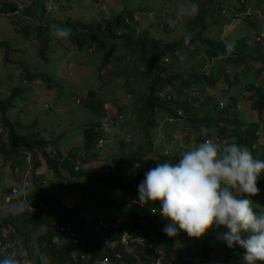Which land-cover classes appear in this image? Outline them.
<instances>
[{
  "label": "trees",
  "instance_id": "obj_1",
  "mask_svg": "<svg viewBox=\"0 0 264 264\" xmlns=\"http://www.w3.org/2000/svg\"><path fill=\"white\" fill-rule=\"evenodd\" d=\"M152 1H131L126 3L127 5L125 4L122 9L118 4H115V7L121 9V11L115 16L116 22H114V25L107 24L105 27H102L100 23L83 24L81 21L78 23L68 22L67 20L66 22L57 21L54 16L45 19L48 11L44 7V0H32L29 6L24 7L15 2L11 4L9 1H0V4H2L0 9L12 12L17 10L14 16H20L21 18L19 21L14 22V25L17 31L23 33L24 39L28 38L29 34H35V39L42 45L41 48L37 49V53L44 60H46L44 42H40V36H43L41 27H45L49 31L51 25L54 28H66L69 25L72 26L73 23L79 28H70L68 39H70L72 45L80 52L91 50V52L98 54L101 59V66L110 65L113 67L107 72L110 77L119 79L121 83H126L127 80L134 83L133 73L130 75L127 72L121 75L123 69L120 68L125 55L136 58L138 64L136 70L139 76L150 77L148 99L145 100L143 108L138 112L136 118L142 125V133L145 135L146 141L140 142L134 150L121 151L120 153L115 146L102 147L106 156L104 167L111 170V175L108 176L102 169L99 172V179H96V181L106 183L110 188V193L103 202V206L106 208L108 205L110 207L114 206L118 210L117 216L120 220L116 222L122 226L121 228L118 226L115 232L111 231V227L106 229L98 226L88 228V224L78 210L72 212V207L64 204L55 193L42 188L41 183H38L35 178V167H37L38 162L34 160V163L28 168L25 156L27 151H33L36 147L43 148L45 145L44 140L23 134V131L19 132V129L14 128L8 122L7 117L3 115L1 120L9 125L7 131L0 134V139L2 137L0 150L4 156V161H9L8 166L13 173H10V177L5 182L0 183V206L3 207V211L5 210V213L0 214V229L6 228L9 232L18 233L21 236L19 245H22L25 250L24 254L22 252L18 254L17 251H21L20 249L5 248L2 250L0 248V259L12 256L18 264H97L107 257L109 264H149L144 257L147 253L155 264L159 258L156 248L162 247L166 254L173 253L175 258L171 261L161 258L160 264H168V262L170 264H242V253L245 250L240 246L227 247L218 235V233L226 231L224 226L211 228L206 234L198 238L189 237L186 232L180 231L176 236H181V243L177 248L174 247L176 236L169 237L161 229V226L163 228L168 220L158 212L159 201H147L139 207L137 186L143 179L144 173L149 168L154 167L157 162L165 160L175 162L182 152L192 148L191 144H187L190 145L188 148L179 147L176 154H172V151L167 154L166 149L161 145L157 153L153 152L155 144L151 139L152 133L149 128L156 125L155 109L158 108L163 110L164 113L167 112V115L173 118L172 126L168 128L171 132L164 131L167 132V139L170 141L173 140L171 135L173 129L179 127L177 124L179 122H176L177 118H181L184 113H187V123L189 124L182 128L186 133L183 136L184 142L191 143L190 139L196 135L195 142H193L195 147L206 138L214 137L213 130L216 129L217 138L220 140L226 139L224 144L236 143L242 145L251 152L254 158L264 160V145L261 150L258 147V131L259 129L264 131V86L257 82L255 84L256 94L252 98L249 94L246 95L247 100H252L250 102L252 103L250 112L246 113H242L237 109L238 100L242 97L240 93L230 97L227 100L226 107L221 108L219 106L221 100L215 98L211 93L207 94L205 90L206 87H214L216 82L219 85L218 89L223 90L220 84L224 81L227 84L226 90L230 92L231 85L228 82L237 80L238 75H236V72L242 70L245 75H248L264 71V53L259 50L264 41V30L260 31L258 24L247 20L248 24L254 27L256 39L253 42L250 33L245 34L239 40L238 36L240 34H234L235 32L231 30L221 37L222 27L224 28V25L230 24L235 13L244 9L252 0H227L225 8V2L221 0H182L181 7L184 8L183 10L188 13L191 10H194V12L188 14V17L182 23L184 34L180 38H175V36H171L174 32L172 29H178L179 26L174 20L176 15L174 10L164 5V1ZM260 2L263 4L264 0H260ZM38 6L40 11L37 10ZM161 6L165 7H163V11L160 9ZM121 27L127 30L123 34L116 31ZM6 42L8 41H3L1 44L5 46ZM150 43L151 48L147 49L146 47ZM197 43H200V45L202 43L206 47V55L210 58L219 56L223 58L218 59L219 63H229L234 74L230 70H223L220 66L219 69L211 66L206 70L202 69L201 65L195 72L189 69L185 70L187 76H184L185 74L178 68V61L176 64H171V61H160L168 53H171L172 58H174L173 52L176 45L180 46L179 51L184 53L186 58L194 55ZM171 44L174 45L172 50L169 48ZM4 59V61L11 60L8 58L7 48ZM118 59L120 60V68L116 69ZM11 61L18 62V60ZM142 64L145 66V70L141 69L140 71L139 68ZM19 66L22 68L21 64ZM216 70H218L217 73ZM97 72V78L106 82L103 80V70L98 68ZM36 74H39V72L34 74L27 72L29 78H33ZM58 77L61 76L47 74L40 78V81L45 82L49 88H52V86L57 88V97L61 95L63 90V83L60 84L56 81ZM168 84H172L171 94L167 93L166 86ZM196 86H198L199 92L193 93L192 90ZM70 88L71 90L73 88L71 84ZM13 91L18 92L20 88L14 87ZM156 91L160 92L164 99L157 97ZM89 92L91 102L94 104L93 99L96 96L94 90L91 89ZM101 93L97 92L98 95ZM14 95V93L11 94L5 101L0 100L3 113L11 106ZM73 98L75 99V97ZM109 105V102H106L104 107V102L100 104L99 100L96 101V113L104 119L90 122L82 128L87 144L86 148H92L94 142L96 145L97 138H102L108 131L103 122L114 125L111 129L114 134L118 132L119 116L112 115L110 117V114H105L109 109ZM120 105L123 114L124 111H127L128 114L129 111L131 113L128 107L131 102H129V105ZM194 132L196 134H193ZM3 136L5 137L4 141ZM122 140L123 144L127 143L124 138ZM131 144L130 142L126 145L130 147ZM82 154L84 153H81L79 148L71 150V157ZM111 156L113 157L111 158ZM18 158L20 161H18ZM143 158L145 161L142 162V165L135 167V161L141 162ZM61 164L67 166L69 172L67 183L74 184V178H78L82 174L74 171L73 163L70 161ZM29 172L34 177L30 188L27 189V207H25L20 204L21 199L24 200L22 196L23 184L14 179V174L22 179ZM56 173L59 177L63 176L60 166H57ZM257 186L260 191L255 195L261 194L264 198V170H261ZM237 194L239 193L237 192ZM39 197L43 200L47 210L44 217L40 215V212H35L39 206L37 200ZM67 200L69 205L74 203L71 197H67ZM57 222L72 227L74 236L71 240H68L65 235L66 232L55 228ZM157 222H160L159 228ZM143 225L150 227H143ZM148 231H152V233L148 234ZM28 232L37 233L38 245L42 251L48 253L44 256L45 260L40 254L32 253L27 247L28 241L24 237ZM111 234L114 237L113 243H111ZM124 234L127 235V240H123ZM75 237L79 238L78 244L75 248H71ZM16 239L12 234L10 240L15 242ZM67 241L68 245L62 244ZM145 244L146 246H144ZM142 249L144 250L143 254ZM260 264H264V262H260Z\"/></svg>",
  "mask_w": 264,
  "mask_h": 264
},
{
  "label": "rangeland",
  "instance_id": "obj_2",
  "mask_svg": "<svg viewBox=\"0 0 264 264\" xmlns=\"http://www.w3.org/2000/svg\"><path fill=\"white\" fill-rule=\"evenodd\" d=\"M0 1H9L11 4L12 2L19 3L21 7L29 6L32 2V0ZM131 1L142 2L143 0H44V7L48 11L45 19L54 16L57 18V21L62 20L66 22L67 20L68 22L71 21L74 23L81 21L83 24L100 23L102 27H105L107 24L114 25V22H116L115 16L117 13L121 11L122 7L126 3ZM150 1L151 0H149V2ZM156 1H164V5L169 7L171 10H174V13L176 14L174 20L178 24L179 28L172 29L174 32H172L171 36L180 38L184 34L182 31V23L188 17V14H192L194 10H191L189 13L185 12V10H183L184 8L181 7L182 0ZM221 1L225 2V8L227 5V0ZM115 4H118L121 9L115 7ZM0 5L2 6V4ZM163 7L164 6H161L160 8L162 11L165 8ZM37 10L40 11L39 6L37 7ZM20 18V16H14L13 12L10 10L7 11L0 9V100L5 101L9 98V96H11V94H15L12 101L13 106L9 107L5 111L8 122L11 123L14 128H19L20 131H23V133L26 132L32 136L36 133V131L42 130L45 133L51 132L54 135H57L59 132H66V134L71 133V138L77 142H81L84 137L82 128H84V126L90 122L104 119V117L96 113V101L99 100L100 104L104 102V107L106 102H109V109L105 114H110V117L112 115H117L118 112L122 114V107L120 104L129 105V102H131L132 105L128 107L132 112V116L128 115V113H125L123 122L120 121V119L122 120V117H119V130L116 132L114 138L110 140V144H107L106 146H115L119 149L118 151L120 153L121 151H127L128 148H136L140 142L146 141V137L142 133V125L138 123L136 118L138 112L141 110L139 104L144 101V92L141 91H146L145 87L147 85V79L144 76L138 75L136 70L138 64L135 57H127L125 55V57L122 59L123 61L121 68L120 60L118 59V65L116 69H123V73L121 75L127 72L130 75L133 73L134 83H131L130 80H127L126 83H121L119 79L110 77V75L107 74V72H109V70L113 67L110 65L101 66V59L99 58L98 54L91 52V50H85L83 52L76 50L72 45V42H70V39H68L69 35L66 37H58L55 34L56 28L52 27L51 25L49 31H47L45 27H41V30H43V36H40V42H44V55L46 57V60H44V58L37 53V49L41 48L42 45L35 39V34H29L28 38L24 39L23 33L17 31L14 22L19 21ZM247 20L249 22L258 24L260 31L264 30V3L262 4L260 0H252L244 9L240 10L238 13H235V16L231 18L230 24H228L230 26L224 25V28L222 27L221 37L231 30L235 32L234 34H240L238 36L239 40L245 34L250 33L251 41L253 42L256 39L254 27L249 25ZM72 27L74 29V27L78 26L72 23V26L69 25L66 28L70 29ZM116 31L119 34H123L127 30L126 28L121 27ZM3 41H8L5 43V46L1 44ZM170 46L171 47L169 48L172 50L174 45L171 44ZM179 47V45H176L175 52L180 50ZM6 48L8 49V58L14 61L18 60L17 63L11 60L4 61ZM146 48L150 49L151 43L148 44ZM196 48L195 54L187 58L184 56V53L183 55L178 54L176 57L174 56V58H172L171 53H168L162 59H160V61H171V64H176L178 61V68L182 70L183 74H185L184 76H187L185 70L189 69L192 72H195L200 68L201 65L202 69L206 70L211 66H215L219 69L220 66L223 70H230L232 74H234V71H232L233 69H231L229 63H219L218 59L223 58L219 56L210 58L207 56L205 51L206 47L202 43L201 45L200 43H197ZM259 50L261 53H264V41ZM19 64H21L22 68L19 66ZM98 68L99 70L100 68L103 70L105 78H103V80L106 82H103L101 79L97 78ZM141 69H145L143 64L139 70L141 71ZM167 69L171 70L170 68ZM27 72H31L33 74L35 72H39V74L34 75L33 78H29L27 76ZM217 72L218 70H216V73ZM216 73L214 74L215 76ZM47 74H56L57 76L62 77L56 78L57 82L60 84L63 83V90L59 97L56 96L57 88L55 86L49 88L45 82L40 81V78L46 76ZM236 75H238L237 80H230L228 82L231 85L230 92L226 90L227 84L222 81L220 86L223 90L218 89L219 85L216 82L214 87L205 88L206 93H211L215 98L220 99L221 108L226 107L227 100L230 97L240 93L242 97L238 100L237 109L242 113L250 112V106L252 104L250 102L252 100H247L246 95L249 94L250 98H252V96L256 94L257 90L255 89V84L257 82L264 86V71L245 75L244 71L240 70L239 72H236ZM232 78H234V76H232ZM70 84L73 86L72 90L70 88ZM171 85L172 84H168L166 86V89H168V92L170 93ZM14 87L20 88V91L14 92ZM91 89L94 90L96 95L93 99L94 104L91 102V95L89 92ZM192 91L193 93H198V86H196ZM97 92L102 93L98 95ZM129 94L134 95L135 99L131 98ZM120 95L122 97H119ZM73 97H75V99ZM79 100H81V102H78ZM47 104H49L48 107H46ZM1 115L2 109L0 106V134H3L7 131L9 124H6L1 120ZM155 117L158 119V125L149 128L150 132L152 133L151 139L153 140V144H155V150L153 151L154 153H157L160 150L159 145L161 144V141L163 142L165 148H168V150L172 152H176L179 147H184V149L188 148L190 145L187 144L194 146L193 142H195L196 135L192 136L190 139L191 143H186L183 141V136L186 133H184L182 128L183 126L185 127V125L189 124L187 123V113H184L181 118L176 120V122H179L177 123L179 127L174 128L172 142L166 138L162 127L165 119V131H169L168 128L171 126L173 119H170L167 115V112L164 113L161 109L155 111ZM33 121L35 125H31ZM113 127L114 125L112 126L108 124L107 129L111 131ZM213 131L214 137L206 139L217 143L220 141V144L223 145L226 142V139H218L215 132L216 129ZM126 133L131 134L132 140H125L127 143H132L130 147L126 145L127 143L123 144L122 139ZM193 134L196 133L194 132ZM258 135V147L259 150H261L262 146L264 145L263 129H259ZM4 140L5 137L3 136V141ZM112 157L113 156H111V158ZM145 159L143 158L141 160L145 161ZM18 161H20L19 158ZM8 165L9 161H4V156L1 154L0 150V183L5 182L10 177V173H13ZM101 170L96 172L95 169H91L90 171L96 173L89 177L86 184L82 187H74L70 189L67 187L62 188L58 185H54L55 182H53V184L50 186H54L47 189V191L53 192L55 194L66 193L71 195V198L74 202L72 205H70L72 207L71 211L73 212V210H78V212L83 216L85 222L88 224V228L93 226H98L99 228L103 229L111 227V231L115 232L116 228H118V226L121 228L122 225L116 222L120 220V218L117 216L118 210L114 206L110 207L108 205L107 208L103 206V202L110 193V188L106 183L103 184L96 181V179H99V172ZM103 171L108 176L111 175V170L108 168H103ZM262 200L263 199L260 198L255 200L254 203L258 204ZM105 209L107 210V214L105 213ZM2 213H5V210L3 211V207L0 206V214ZM145 226L150 227L143 225V227ZM147 233L149 234V232ZM14 236L17 238L14 245L17 246L18 242L21 241V236L18 233H15ZM113 238L114 237L111 234V243L114 241ZM175 238L174 244L176 245H174V247L177 248V246H179L181 243V236H176ZM124 240H127L126 234ZM38 243L39 240L37 233L31 232L27 247L32 251V253L40 254L43 257V260H45L44 256H46L48 253L42 251ZM62 244L68 245V241ZM18 248L21 251H17V253L19 254L22 252V254H24L25 248L22 245H20ZM71 248H74V246ZM158 249L161 250L160 252H163L162 247ZM143 251L144 250L142 249V254ZM159 256H161L163 259H166L167 261H171L173 258H175L173 253L161 254ZM144 257L147 259L149 264H153V259L149 256V254L145 253ZM159 260L161 261V258H159ZM168 264H170V262H168Z\"/></svg>",
  "mask_w": 264,
  "mask_h": 264
},
{
  "label": "clouds",
  "instance_id": "obj_3",
  "mask_svg": "<svg viewBox=\"0 0 264 264\" xmlns=\"http://www.w3.org/2000/svg\"><path fill=\"white\" fill-rule=\"evenodd\" d=\"M16 13L17 10H14L13 14ZM69 33L70 29L67 28L56 27L55 29V34L58 37H66ZM178 54L183 55L180 51L173 52L175 57ZM145 78L147 79V85L145 87L146 91H141L144 92V101L139 104L141 109L149 94L150 77ZM168 91L167 89V93H172ZM156 95L164 99L160 92L156 91ZM129 96L134 98V95L129 94ZM78 102H81V100ZM11 106H13V102ZM46 107L48 106L46 105ZM159 109H155V111ZM5 111L3 113L2 109L1 119L5 115ZM125 113L128 112L124 111V114L117 113V116L122 117L121 122H123ZM130 115L132 116V112ZM169 118L173 119L170 116ZM155 119V126H157L158 119L156 117ZM31 125H35L34 121ZM103 125L106 128L108 127V124L104 122ZM162 129L165 131V119ZM19 132H21L20 129ZM166 133L164 132V135L167 138ZM23 134L32 136L26 132ZM70 135L71 133L66 134V132H59L54 135L51 132L45 133L42 130L36 131L32 136L44 140L45 145L43 148L36 147L33 151H27L25 162L28 164V168L34 163V160L38 162L37 167H35V178L45 190L52 188L54 185L62 188L67 187L68 189L82 187L89 177L105 168L106 156L102 147L110 144V140L114 138L115 134L112 130L109 131L108 129L102 138H97V143L95 145L94 142L92 148H86L84 133L81 142L75 141ZM171 135L173 139L174 129ZM124 139L131 141V134L126 133ZM161 145L168 154L170 151L165 148L162 141L159 145L160 148ZM75 148H79L81 153L84 154L71 157V150ZM134 149L136 148H128L127 151ZM176 152H172V154H176ZM67 161L73 163L74 171L82 174L80 177L74 178L75 183L72 185L67 183L69 177L67 166L61 164ZM142 162V160L141 162L135 161L134 166L140 167ZM57 166L62 169V177H59L56 173ZM91 169H95L96 172L90 171ZM261 170H264V160L254 158L246 147L236 143L222 145L206 139L195 147L192 146L191 149L182 152L175 162L165 160L157 162L154 167L149 168L137 186L140 202L138 206L141 207L147 201H159L158 212L168 220V223L163 228L161 226V229L169 237H175L180 231H184L189 237L198 238L206 234L211 228L224 226L226 231L218 233V235L227 247L240 246L245 250L242 253V264H260V262H264V198L261 194H255L260 191L257 180ZM33 177L30 172L22 179L14 174V179L23 184L22 196L24 200L21 199L20 204L25 207H27V189L30 188ZM53 182H55L54 185L50 186ZM56 195H60L58 197L64 204H66L67 197H71L66 193ZM260 198L263 200L255 204L254 201ZM37 200L39 206L35 212H40V215L44 217L47 210L43 200L40 197ZM67 206L71 207L70 205ZM157 227H160V222H157ZM55 228L66 232L65 235L68 240H71L74 236V231L70 225L57 222ZM148 232L149 234L152 233V231ZM12 234L15 233L9 232L6 228H3L2 231L0 229V248L2 250L5 248L19 250V242L15 246L16 241L10 240ZM30 235L31 233L28 232L24 238L28 241ZM78 240L79 238L75 237L74 248L78 244ZM156 250L158 254L160 253L159 255L166 254L164 251L160 252L161 250L158 248ZM159 258L162 257L159 256ZM159 258L158 264H160ZM0 264H18V262L14 257L9 256L0 259ZM106 264H109V259Z\"/></svg>",
  "mask_w": 264,
  "mask_h": 264
},
{
  "label": "built area",
  "instance_id": "obj_4",
  "mask_svg": "<svg viewBox=\"0 0 264 264\" xmlns=\"http://www.w3.org/2000/svg\"><path fill=\"white\" fill-rule=\"evenodd\" d=\"M124 237H125V236H123V240H124ZM107 262H108V259H107V258H104L103 261H101V262H99V263H97V264H106Z\"/></svg>",
  "mask_w": 264,
  "mask_h": 264
},
{
  "label": "crops",
  "instance_id": "obj_5",
  "mask_svg": "<svg viewBox=\"0 0 264 264\" xmlns=\"http://www.w3.org/2000/svg\"><path fill=\"white\" fill-rule=\"evenodd\" d=\"M65 203H66L67 205H69V201H68V200H65Z\"/></svg>",
  "mask_w": 264,
  "mask_h": 264
}]
</instances>
